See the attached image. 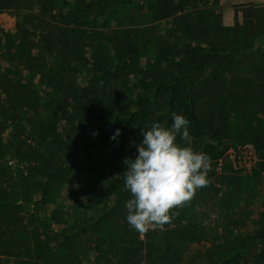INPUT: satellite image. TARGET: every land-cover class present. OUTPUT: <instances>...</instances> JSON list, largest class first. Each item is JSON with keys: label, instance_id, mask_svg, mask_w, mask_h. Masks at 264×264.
Listing matches in <instances>:
<instances>
[{"label": "rangeland", "instance_id": "1", "mask_svg": "<svg viewBox=\"0 0 264 264\" xmlns=\"http://www.w3.org/2000/svg\"><path fill=\"white\" fill-rule=\"evenodd\" d=\"M68 11L77 16L68 18ZM83 19L92 24L75 50L70 35L85 28ZM0 29V204H9L0 208V220L8 216L7 223L0 222L1 235L10 238L23 229L51 235L50 229L65 228L70 236L85 228L83 245L75 252L84 264H94L96 207L104 204L106 182L120 177L127 166L100 151L95 139L86 149L77 133L88 127L99 138L104 125L115 119V110L99 106V93L134 90L128 94L134 100L139 87H145L137 80L118 86L111 77L101 84L91 78L92 46L126 33L130 43L123 62L140 64L128 68L129 78L146 74L154 90L152 82L161 74L182 82L202 69L195 87L209 93L198 97L203 99L199 114L221 147L229 139L235 142L222 158L209 162L208 209L196 207L202 230L198 237L176 239L177 264H251L264 252L257 238L248 240L264 215V172L254 146L246 141L249 125L264 124V0H0ZM96 33L99 41L92 39ZM119 55L112 49L108 58L116 62ZM182 86L177 85L180 98L186 92ZM57 90L61 107L51 115ZM221 105L226 110L216 109ZM233 117L242 130L226 133L223 121ZM134 141L135 134L129 133L126 146H132L133 159ZM9 157L16 160L10 170ZM236 190L240 193L232 202ZM148 230L165 237L160 226ZM140 235L146 244L151 240L147 231ZM242 242L244 249L238 247ZM146 246L126 264H169L161 263L156 253L150 256ZM234 256L240 263L231 261ZM106 259L116 262L117 257ZM11 262L19 264L3 257L0 264Z\"/></svg>", "mask_w": 264, "mask_h": 264}, {"label": "trees", "instance_id": "2", "mask_svg": "<svg viewBox=\"0 0 264 264\" xmlns=\"http://www.w3.org/2000/svg\"><path fill=\"white\" fill-rule=\"evenodd\" d=\"M94 6L97 5L94 4ZM67 13L69 15L68 18L71 16L73 19V15L77 16L76 12L68 11ZM84 23L86 24H84L85 28L82 31H73L70 35L72 36L70 46L74 47L75 50L77 44H80L82 38L85 37L88 30L86 28H89L91 21L86 19L84 20ZM78 29H80V27ZM124 34L125 35L122 34L119 39L117 38L116 41H114L115 39L111 40L106 45L102 44L101 47H98V45L92 46L90 50L92 55L88 58V61L93 66V76L91 78L93 81L101 84L102 80L111 77L109 79L118 81V86H124L129 84L132 80H137L138 83H144L145 87H139L135 94L137 97L134 100L133 97H128V94L134 90L126 91L119 89L114 93H108L107 91L101 90L102 92L98 95L99 106L102 107V110L104 108L115 110L117 112L116 117L113 119L111 125H104L102 134L99 138H97L98 136L95 138L92 135L95 132L89 133L86 130L88 127L81 129L77 135L81 137L85 148L88 149L93 147L90 142L93 141L92 139H95L97 141L96 144L100 147V151H105L109 155L114 156L119 163H124L125 158H132V156H130L132 146H126L127 135L129 133L135 134L134 144L136 145L143 139L141 135L142 128L147 129L152 123L157 121L170 126L172 123V114L174 112L179 113L178 110L182 109L189 116L188 120L190 121L189 127L192 146L196 150L207 155L209 162H215L222 158L225 150L228 147H232L235 142L234 140L229 139L226 141V143L229 142L228 146L221 147L219 145L220 138L213 137L212 134L208 132L209 125L207 122H203L205 119L201 118V115L199 114V102L202 103L203 99L199 100L198 97L202 94L209 93L206 90H197L198 87H195L197 85L196 81L199 73L202 69L197 68L195 72L192 71L191 74L186 77V80L182 81L183 83L181 80H178V77L170 78L171 80H165L161 74L160 77L154 78V80L152 79L154 82H152V84L155 86V89L153 90V86L151 87L146 80V74H140L138 72L136 75L129 78L127 74L129 70L128 68L130 66L138 67L140 64L139 62L131 63V61L123 62V59H126L128 56V46L130 43L128 34ZM98 37L99 35L97 33L92 35L94 41H99ZM112 49H115L118 55L120 54L116 62L114 57L108 58L111 56ZM179 83L183 85L182 87L184 91L186 89V92H182L185 94L183 98H180V93L177 91V85H179ZM55 93L56 99L53 101V105L49 110L51 115L52 110H55L56 107H58L59 110L61 107L60 101L58 100V102H56V100L60 98L61 93L59 90ZM182 102L183 104L180 105ZM225 102L226 105L229 104L227 99ZM216 106H213L214 110ZM221 107L222 108L216 107V109H222V111L226 110L224 105H221ZM230 108L228 113L231 115L232 109ZM219 122L222 121L219 120ZM238 124L239 121L233 117V119L231 118L223 121L221 129L226 133L231 132L235 134L238 129L242 130ZM247 128L252 130L248 131L250 136L249 134L246 136L248 138L246 141L254 146L255 152L261 159V173H263L264 135L261 133H264V124L262 122L257 125L252 124ZM116 129H120L121 134L117 139L113 140L111 137ZM181 143L185 142L181 141ZM87 163H90V159H87ZM54 173L59 174L58 170ZM54 173L52 176H55ZM245 180L248 181L249 179ZM209 186L210 183L208 182L205 187L196 191L190 201L171 210L168 222L160 226L163 229L162 233L165 234L164 238L160 236L161 232L156 233L147 230V236H149L151 240L146 244L145 241L140 239L141 233L132 229L127 223V213L124 204L130 198V193L124 190L122 175L120 177L111 178L106 182V189L103 192L105 195L104 204L99 205L98 208L96 207L98 219L92 227V230L98 240L97 244L99 246L95 249L93 263L126 264L128 261L132 262L139 254V251L142 249L144 250V247L147 245L150 256H153L154 253H156V256L161 263L167 262L169 264H177L178 260L176 254L179 249L177 248L176 239H183L186 236L191 235L198 237L197 233L202 230L201 226H198V223L202 222V220H198V216L201 214L199 213V208L197 209L196 207L199 205L205 207L206 210L208 209L205 204H207L206 198L209 194V191H207ZM239 193L240 190H236L234 194L235 196L231 199L232 202L235 198H238ZM6 203L7 204L5 205L8 206V202ZM5 205L0 204V208H3ZM227 205L232 204L228 203ZM1 213L6 215L4 212ZM54 216L56 217V222L60 223L61 220L58 211L55 212ZM7 217L8 216L6 215L0 220L1 225L2 222L7 223ZM181 219H186L188 224L182 226L180 224L182 223L180 222ZM256 224L254 228V236L248 237V240L257 238V240L264 245L263 214L260 216ZM80 229V231L74 232L70 236L66 235L67 229L65 228L55 230L50 229L49 231L51 232V235L47 232H41L38 229H34L32 232L23 229L21 232L13 233V236H10V238H6L5 235L0 234V262L3 257L14 258L19 264H84L80 259V252H75V250H79L82 247L83 243L81 237L87 230L85 228L82 229L81 227ZM12 231H14V229H12ZM242 243L243 244L238 246L240 249H244V242ZM109 255L117 257L116 262L115 260L108 261L106 258ZM166 257H168L169 260H167ZM18 258L24 260L20 261ZM234 260L237 261L236 263H240V260L236 259L235 256L231 258V261ZM226 264H228V262ZM251 264H264V252L262 253L261 251V254L254 262H251Z\"/></svg>", "mask_w": 264, "mask_h": 264}, {"label": "clouds", "instance_id": "3", "mask_svg": "<svg viewBox=\"0 0 264 264\" xmlns=\"http://www.w3.org/2000/svg\"><path fill=\"white\" fill-rule=\"evenodd\" d=\"M171 119L170 126L157 121L142 128L136 157L124 161L123 186L130 193L124 204L126 220L140 233L168 222L173 208L190 201L208 183L209 158L192 146L190 121L175 112ZM120 134L116 129L111 138Z\"/></svg>", "mask_w": 264, "mask_h": 264}, {"label": "built area", "instance_id": "4", "mask_svg": "<svg viewBox=\"0 0 264 264\" xmlns=\"http://www.w3.org/2000/svg\"><path fill=\"white\" fill-rule=\"evenodd\" d=\"M2 34V30L0 29V35ZM3 49V48H2ZM16 165V160L14 158L9 157L7 160V166L10 169L14 168Z\"/></svg>", "mask_w": 264, "mask_h": 264}, {"label": "crops", "instance_id": "5", "mask_svg": "<svg viewBox=\"0 0 264 264\" xmlns=\"http://www.w3.org/2000/svg\"><path fill=\"white\" fill-rule=\"evenodd\" d=\"M11 264H13V262H11Z\"/></svg>", "mask_w": 264, "mask_h": 264}]
</instances>
